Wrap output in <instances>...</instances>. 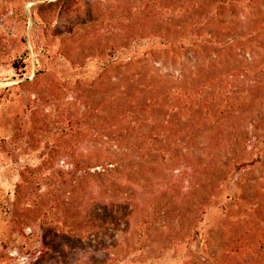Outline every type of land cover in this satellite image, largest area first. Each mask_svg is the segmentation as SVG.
I'll list each match as a JSON object with an SVG mask.
<instances>
[{"label": "rangeland", "instance_id": "374dc122", "mask_svg": "<svg viewBox=\"0 0 264 264\" xmlns=\"http://www.w3.org/2000/svg\"><path fill=\"white\" fill-rule=\"evenodd\" d=\"M213 1L0 0V264H263L264 167L220 179L236 132L264 128V39L232 59L213 46L208 68L195 53L130 63L131 44ZM262 21L257 0L212 25ZM233 99L245 110L220 117ZM210 204L225 205L217 228ZM203 216L201 245L177 250Z\"/></svg>", "mask_w": 264, "mask_h": 264}, {"label": "trees", "instance_id": "16d2710c", "mask_svg": "<svg viewBox=\"0 0 264 264\" xmlns=\"http://www.w3.org/2000/svg\"><path fill=\"white\" fill-rule=\"evenodd\" d=\"M256 1L214 0L205 13L193 17L187 27H179L171 30L163 26L159 30H151L145 37L141 38V42H136L129 46L132 56H138V58L130 61V63L133 64L138 61L154 58L157 53L168 54L171 58H181L183 55L195 53L204 56L203 58L205 60L201 64H205L208 68L219 60V57H211L210 60L208 59L211 56L210 51L213 49V46H215L217 51H224V54L231 59L235 57L234 52L237 48L246 50L247 48L253 49L257 45L262 46L264 39V21L257 24L255 28L241 30L233 34L232 37L227 33L226 36L225 33L221 34L219 28L212 25L216 24L215 22L229 10H251L255 6ZM245 103L246 101L241 102L238 99L226 102L224 108L219 109L220 117L228 116L232 112H243L245 110L243 109ZM209 123L211 124L207 125L208 123L204 121L195 130L184 133L187 136L185 141L195 142L197 137L206 132L214 122L210 121ZM236 133L239 135V138L233 144L228 163L224 167L223 178L220 181H231L235 176L241 175L245 170L250 171L258 167H264V128L256 133L253 132L250 137H248V129L243 130L240 134L238 131ZM174 144H170L169 142L167 146L163 147V145H159L157 148L155 147L156 145H144L142 150L145 155H149L152 151L158 150L163 153L167 150H174ZM131 146L135 147V143H131ZM227 197L233 198V196H230V193L227 194ZM208 206L209 209L205 211V215L210 216L212 221L211 228H217L219 220L225 214V205L221 208H215L211 204ZM204 223H207L204 216L198 218L193 223L191 233L175 238L174 245L177 250H190L201 245L206 233L205 226H203Z\"/></svg>", "mask_w": 264, "mask_h": 264}]
</instances>
